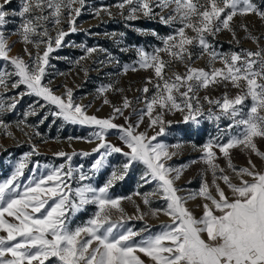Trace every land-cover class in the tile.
<instances>
[{
  "label": "snow or ice",
  "instance_id": "obj_1",
  "mask_svg": "<svg viewBox=\"0 0 264 264\" xmlns=\"http://www.w3.org/2000/svg\"><path fill=\"white\" fill-rule=\"evenodd\" d=\"M11 3L12 0H0V58L10 61L14 70L0 74V87H7V79L15 76L17 79L13 81L12 87L24 85L27 94L57 106L58 111L54 115L72 124L95 126L96 130L87 142L99 141L93 149L99 155L85 172L83 165L77 168L71 166L76 153L60 151L55 155L66 158L65 164L58 167L45 164L43 168L49 169L47 174L34 176L23 184L20 178L24 176V170L30 162L34 168L41 167L39 161H31L33 155L39 154L35 146L24 154L10 178L0 181V232L6 233L0 235V264H45L51 257L56 258L58 264H145L137 253H143L151 264H264V172L258 171L251 159L248 167L237 168L232 163L230 152L231 149L240 148L264 159V151L260 150L256 142L257 138L264 139V46L260 43L264 37L253 35L247 24H241L240 28L247 33V37L257 44L256 51L241 49L239 52L222 53L209 41V37H215L224 30L231 32L236 39L232 24L234 18L256 15L264 20V8L258 6L255 0H123L117 5L121 10L126 5L130 6L126 17L128 20L144 17L158 19L165 25H180L174 34L160 37L164 45L162 48H155L149 53L144 48L136 47L138 59L133 65L123 66L124 74L152 69L157 80L162 81V84H154L156 92L150 99L144 98L146 109L141 110L137 123L125 126L113 121L117 115L124 116V110L131 107L132 102L127 97H124L122 106L113 105L112 116L100 119L95 115H87L85 107L74 103L71 89H68L65 99L53 94L50 87L42 84L49 54L61 47L65 36L69 34L58 30L53 39L46 25H60L67 11L70 31L76 32L75 18L80 16L85 0H20L18 9L10 11L7 6ZM157 8L159 12L155 11ZM169 9L168 14L164 15ZM108 14L111 15V12ZM9 17L20 19L16 34L25 45L32 44L37 49L33 56L25 47L30 63L22 57L9 55L12 46L4 30L12 22ZM187 29L195 35H188ZM150 34L159 36L154 30ZM41 44L45 45L42 54L39 52ZM194 44L201 50L197 59L208 55L212 66L210 70L192 67L189 63H194L191 51ZM96 51L95 47L86 49L89 56ZM161 53L167 54L170 59L164 60ZM110 59L119 63L115 57ZM217 61L223 67H214ZM173 62L185 64L186 72L183 75L174 73L170 79H166L164 70ZM148 83H152V78H149ZM229 83L239 90L234 97H229L227 92L221 99L204 97L220 110L219 115L209 111L207 119L219 121L223 116L233 122L229 130L240 129L239 134L231 136L226 143L217 142L220 139L217 137L202 146L204 155L201 159L211 170V187L216 194L213 195L205 180L198 192L182 197L178 195L180 190L175 187V181L179 180L184 169L166 166V161L176 153L170 152L164 143H152L158 136L164 135L166 125L172 123L164 120V111H186L183 122L199 124L198 117L203 116L204 112L198 91L216 84L227 87ZM113 88L109 84L98 91L103 94ZM181 88L185 90L181 92ZM148 91L147 86L142 89L144 94ZM174 92L179 94V98ZM249 99L252 103L245 111V101ZM16 103L14 100L7 107L0 104V113L15 109ZM104 103L110 101L105 98ZM157 107L161 111L153 117ZM30 114H35L34 110ZM144 115L150 118V127H159L151 137L146 132H136ZM128 119L125 117V120ZM8 128L9 125L0 119V129L11 136ZM110 130H117L119 139L128 151L107 141ZM72 139L85 138L69 137V140ZM214 146L226 158L228 168L240 181L238 184L215 163L217 156L213 151ZM113 153L126 158L122 166L113 169L103 186L85 183L108 166V157ZM80 155L88 156L90 153L83 152ZM140 164L145 166L140 176L143 182L140 186L155 181L156 187L151 193L141 194L137 191L135 195L142 196L145 205H150L151 196L159 195L165 201V206L151 209V214L163 212L171 218V223L161 225L160 232L147 236H141V232L149 229L147 225L139 231L125 227V219L133 217H127L122 201H131L132 197L110 195L115 183L124 180L129 171ZM72 180L77 181V187H72ZM217 180L227 185L231 196L226 195ZM197 196L210 202L203 204V215L199 219L185 207L187 199ZM88 205H95L97 210L84 226L73 229L72 217L85 211ZM136 208V218L143 220L145 214L140 212L139 205ZM114 215L119 218L113 219ZM6 217L13 219L10 221ZM82 234L86 238L82 239ZM138 236L141 237L139 240L136 239Z\"/></svg>",
  "mask_w": 264,
  "mask_h": 264
},
{
  "label": "rangeland",
  "instance_id": "obj_2",
  "mask_svg": "<svg viewBox=\"0 0 264 264\" xmlns=\"http://www.w3.org/2000/svg\"><path fill=\"white\" fill-rule=\"evenodd\" d=\"M122 2L123 0H85L80 16L75 18L76 32L70 31L67 22L69 16L67 11H65V18L60 25L54 26L51 23L46 25L49 35L53 39L56 37L58 30H63L69 34L65 36L61 47L49 54V64L46 66L42 84L50 87L53 94L65 99H67L68 89H71L74 103L85 107L87 115H95L100 119L112 116L113 105L122 106L124 97H127L132 102L131 107L124 110V116L117 115L113 121L118 125L126 126L137 123L141 110L146 109L144 98L150 99L156 92L154 84L157 82L162 84V81L157 80L152 69L128 71L127 74H124L123 66L133 65L138 59L135 51L136 47L144 48L149 53H152L155 48H162L164 45L160 37L174 34L175 29L180 25L178 23L165 25L158 19L144 17L128 20L126 17L129 14L130 6L126 5L121 10L117 5ZM255 2L258 6L264 8V0H255ZM19 3L20 0H12V3L7 7L10 11L17 10ZM76 6L79 7V5ZM105 9L108 11H105ZM109 11L111 15L108 14ZM155 11L159 12L160 9L157 8ZM168 11L170 9L163 14L167 15ZM97 12H99V15H97ZM9 19L12 22L4 29L9 44L12 46L9 55L22 57L25 62L30 63L31 60L25 52V47L33 56L36 54L37 49L32 44L25 45L21 37L16 34L20 19L18 17H9ZM232 24L236 30V39L233 38L231 32L221 31L215 37H209V41L215 46V49L222 53L239 52L241 49L256 51L257 44L247 37V33L240 28V25L247 24L253 35L264 37V20L256 15L238 16L234 18ZM153 30L159 36H152L150 33ZM186 31L188 35H195L190 29ZM237 40L239 43H237ZM260 43L261 46H264V39ZM93 47L97 48V51L89 56L86 49ZM125 48L130 50H121ZM100 49L106 51H100ZM44 51L45 45L41 44L39 52L42 54ZM191 51L193 52L192 59L194 61V63L189 62L191 66L210 70L212 66L209 64L208 55L204 54L197 59L196 57L200 56L201 50L195 44L191 47ZM160 55L164 60L170 59L165 53ZM110 57H115V60L119 63L113 62ZM214 67L221 68L223 64L217 61ZM13 70L14 67L10 61L0 58V74L5 71L11 73ZM177 72L183 75L186 72L185 64L173 62L165 68V78L170 79ZM149 78H152V83H148ZM16 79L17 77L12 76L7 79V87H0V104L7 107L14 100L17 101L15 109L0 113V119H3L9 125L7 131L12 133L9 136L4 129H0V181L10 178L15 165L24 157L25 153L32 151L33 146L39 154L33 155L31 161H39L41 167L34 168V164L30 162L24 170V176L20 178L23 184H26L34 176L47 174L49 169L43 168L45 164L57 167L65 164L66 158L55 155L60 151L69 154L76 153V155H73L71 166L77 168L83 165V170L88 172L99 155V153L93 152L99 141L87 142L88 139L92 138L91 133L96 130L95 126L72 124L62 117L54 115L58 111L57 106L44 101L40 97L27 94L24 85L13 88L12 83ZM109 84L114 86L112 90L103 94L98 91L102 86ZM145 86L149 89L147 94L142 92ZM115 89H123V91H116ZM184 90V88L180 89L181 92ZM238 91L230 83L227 87L223 84H216L207 89L201 88L197 94L203 106L204 115L198 117L199 124L192 121L184 123L183 118L186 111L184 113L164 111V120L172 123L166 125L165 134L158 136L157 140L152 141V143H164L168 145L170 152L176 153L170 160L166 161V166L184 169L179 180L175 181V187L180 190L178 195L188 197L190 193L198 192L205 180L208 182L213 195L216 194L215 189L211 187L213 180L211 170L201 159L204 155L201 150L202 146L210 140H216L217 137L220 138L217 142L226 143L231 136L238 135L240 129L232 128L229 130V125L233 122L223 116L219 121L207 119L209 111L219 115L220 110L215 105L209 104L204 97L207 96L213 100L221 99L225 92L229 97H234ZM21 93L25 94L21 96ZM174 95L179 98L178 93L174 92ZM105 98L110 103L105 104ZM251 103L250 99L245 101V111L250 108ZM33 110L35 114H30ZM159 111L161 110L157 107L153 112V117ZM125 117L129 119L125 120ZM158 130V126L150 127V118L147 115H144L143 122L136 128V132H146L148 137L155 135ZM69 137L85 139L69 140ZM106 139L108 142L122 147L124 151H128L126 145L119 139L117 130H110ZM256 142L260 150L264 151V139L257 138ZM176 145H180V147H176ZM213 151L217 156L215 163L225 170V173L229 175L234 183L238 184L240 181L236 174L228 168L227 160L223 157V154L215 146ZM83 152L90 153V155H80ZM230 152L232 163L237 168L248 167L249 159H251L256 169L264 172V159L240 148L231 149ZM125 159L122 154L113 153L108 157V166L102 169L91 181H85V183H93L96 187L103 186L113 169H119ZM193 161H196V163H192ZM144 168L145 166L142 164L134 166L124 180L117 181L110 189V195L113 197H132L131 201H122V207L125 209L127 217H133L130 220L126 218L124 223L126 228H132L134 231L144 229L146 225L149 226L148 230L141 232V236L158 233L161 231L162 224L171 223V218L164 215L163 212L157 215L151 214V209H159L165 206V201L159 195L150 197V205L143 203L142 196L135 195L137 191L141 194L151 193L156 187L155 181L140 186L143 183L140 181V176ZM172 175L174 176L175 173H172ZM245 179L250 178L245 177ZM70 183L73 188L78 186L76 180H72ZM217 183L224 189L226 195H232L222 180H217ZM206 202L208 201L197 196L195 199H187L185 207L192 212L194 217L199 219L203 215V204ZM137 205H139L140 212L145 214L143 220L136 218L138 216ZM96 210L95 205H88L85 211L72 217L71 227L74 229L77 226H84ZM6 218L10 221L13 219L11 217ZM118 218V215L113 216V219ZM0 235H6V233L0 232ZM81 238H86V235L82 234ZM140 238L139 236L136 237L137 240ZM137 254L145 261V264H151L149 258L144 256L143 253ZM33 264H37V262H33ZM45 264H58V262L56 258L51 257L45 261Z\"/></svg>",
  "mask_w": 264,
  "mask_h": 264
}]
</instances>
